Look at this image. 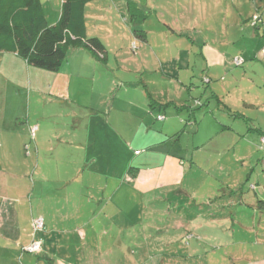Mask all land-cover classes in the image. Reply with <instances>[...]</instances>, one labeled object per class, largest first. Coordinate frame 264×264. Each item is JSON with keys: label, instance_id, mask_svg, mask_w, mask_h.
<instances>
[{"label": "rangeland", "instance_id": "obj_1", "mask_svg": "<svg viewBox=\"0 0 264 264\" xmlns=\"http://www.w3.org/2000/svg\"><path fill=\"white\" fill-rule=\"evenodd\" d=\"M149 4L147 8L152 13L145 21L147 42L132 36L131 22L127 16L121 18L115 7L114 13L102 16L106 19L101 23V33L107 44L111 67L107 93L109 101H114L111 122L107 125L108 111L97 112V95L91 102L84 100L72 104L69 98L49 96L43 89L40 93L29 90L28 82L36 76L29 74L27 69L13 66L12 74L4 71L0 74V127L27 128V119L40 127L33 136L28 130L11 139L10 144L16 145L15 149L21 146L18 155L14 154L12 159L27 157L33 165L28 172H25L27 164L17 166L19 171L25 172L26 178L14 180L22 191L30 193L34 205L40 187L44 188L47 199L66 190L75 193L82 183H71L66 188L67 184L56 179L57 170L62 171L65 166L66 170L72 169L74 161L92 156L94 152L97 157L99 141L91 139L79 146L74 130H89L94 138L100 133L98 129L105 125L118 130L122 116L130 123L138 122L136 116L141 113H144V119L150 118L149 125L159 128L168 120H177L176 125L180 128L176 142L189 143L187 162H190V155L194 159L180 186L189 194L186 196L179 192L180 188L173 186L169 189H174V198L171 197L169 202L160 198L143 203V213H139L141 205L134 196L127 200L114 198L113 206L119 209L120 205L124 211L121 216L116 215L108 234L95 231V242H113L115 236L122 242H134L138 232L147 223H152V213L168 207L170 222L178 223L181 219L194 222L189 227L174 228L170 235L174 246L167 251L178 254L166 257L165 264H264V206L258 207L256 202L258 198L264 200V148H260L254 132L246 133L243 118H249L248 123L264 130V0H151ZM256 17L259 19L254 26L253 18ZM245 48H256L249 54L251 59L242 51ZM234 58H241L242 63L236 65ZM250 62L254 66L244 73L242 68ZM208 65L213 66L209 73ZM50 78L40 77L39 82L43 85ZM212 88L218 91V101L211 98ZM244 100L251 101L255 107L246 109ZM153 102L163 105L159 108L155 104L151 108L149 103ZM206 102L208 104L204 106ZM184 104L194 109L197 125L192 117L187 121L189 108L183 107ZM157 113L165 119L156 120ZM234 113L243 116L234 117ZM2 117L5 119L3 126ZM174 127L175 124L170 129L173 131ZM90 142L95 147H90ZM244 142L253 145V150L245 149ZM4 144L0 135V159ZM249 153L252 159L241 158ZM36 159H39V166H36ZM13 168L2 166L0 161V180L3 182L0 193L3 195L19 191L5 189L10 176L3 171L12 173ZM84 179L83 187L86 176ZM97 201L94 199L89 205L90 210L97 206ZM65 214L68 216L64 221L59 220L62 211L54 215L58 216L53 219L58 230L52 237L63 236V242L64 238L70 242H84L77 237L74 239L72 230L67 231L66 237L60 231L62 227L71 229L75 225L77 217L72 211L66 209ZM137 217H142L143 224L135 232L139 226L135 221ZM130 222L135 223L134 227ZM157 231L158 228L148 230L147 235L162 234ZM138 240L147 246L146 238L138 236ZM190 242L192 252H186L182 248Z\"/></svg>", "mask_w": 264, "mask_h": 264}, {"label": "crops", "instance_id": "obj_2", "mask_svg": "<svg viewBox=\"0 0 264 264\" xmlns=\"http://www.w3.org/2000/svg\"><path fill=\"white\" fill-rule=\"evenodd\" d=\"M128 1L135 2L144 10L147 18L152 13L147 8L151 0H101L86 5V33L87 36L98 37L103 43L106 55L103 63L95 59L90 52L77 49L68 55L60 69L53 72L51 76L41 72L43 71L42 69L38 70L39 68L28 65L23 58L15 53L0 51V74H3V71L8 75L12 74L11 69L13 66L27 69L29 74L34 73L36 76L33 81L29 80V90L31 89L35 93L46 90L44 92L47 95L59 99L69 98L72 104H80L84 100L91 102V100H94V95H97L99 100L97 112L106 113L108 111L107 125L111 122L110 116L114 109V101H109L107 93L111 83L108 72L111 67L108 64L107 44L103 39V33H101V30H103L101 23L106 19L102 18V16L108 17L114 13L113 7H115L121 18L127 16L130 21L126 9ZM40 2L46 25L55 24L60 15L62 0H40ZM156 18L158 19V16ZM145 21L140 27L146 30ZM95 22L97 25H92ZM131 24L130 31L133 36V22ZM254 50L256 48L253 50L245 48L242 51L249 56V54L254 53ZM240 54L243 55V52H240ZM251 57L252 55L248 58L251 59ZM253 66V63H247L242 68L243 72L247 73L249 68ZM212 67L211 65L209 66L208 73L212 71ZM40 77L52 78H50L51 80L48 83H43L42 85L39 82ZM248 78L252 77L248 76ZM4 79L9 81L7 78ZM251 80L254 81V79ZM181 83L182 85L184 84L182 80ZM217 97L218 91L212 88L211 98H215L218 101ZM155 104L158 107L163 105L161 103ZM244 105L246 109L255 107L249 100H244ZM246 112L249 114L248 111ZM159 114L161 113H157V116ZM143 115L144 113H141L140 116H136L139 119L136 123H130L128 119L122 116L118 130L105 125V128L98 129L100 133L94 138L89 130H74L76 134L73 135L77 137L76 144L79 146L86 144L91 139L99 141V146L97 144V157L96 152H94L92 156L77 159L74 161L72 169L66 170L67 166H65L62 171L57 170L56 179L67 184L66 188L69 184L77 182H81L82 186L75 193H70L66 190L63 194L55 195V198L51 197L50 199H47L46 196L48 195H46L44 188L40 187L38 200L35 205L31 197H29L30 193L22 191L18 187L19 184L14 180L16 177H19V179L26 178L24 173L28 172L33 166L32 162H29L27 157L26 159L16 157V161L13 160L12 157L14 154L18 155L17 152L21 150V146L15 149L14 146L16 145L10 143L11 139L19 136V134L24 135L25 132L30 131L31 126L36 125H33L30 119H27V116V121H25L27 128L24 126L17 130V128L8 129L4 126L2 129L0 127V135L5 141L2 147L3 158L0 161H2V166L4 167H15L12 173L9 170L3 171V173H7L10 176L5 189L19 190L18 193L12 194L11 192L10 195L0 193V264H118L119 262L121 264H165L166 257L169 258L178 254L177 251H167V249L174 246L170 235L174 233L176 226L180 228L189 227L194 221L181 219L178 223L170 222L171 213L168 207L158 208L153 212L152 223H147L146 227L138 232V236H142L143 239L146 238V247L141 244L142 240H138L137 235L134 242H122L118 236L114 237L113 242H95L94 240L97 232L108 234L115 224L113 220L116 215L120 214L121 216L124 211L120 205L119 209L113 206L112 201L114 198L127 200L130 196H134L141 205L138 210L139 213H143V203L159 201L160 198L167 201L171 197L174 198L175 194L172 192L174 189L169 188L173 186L180 188L193 166V156L190 155V162H187L189 143L181 145L176 142L175 136L179 132L178 128H180V126L176 125L177 120H168L159 128L156 125H149L148 121L150 118L144 119ZM4 122L5 119L2 117V126ZM174 124L175 127L172 131L170 128ZM38 129L40 130V127H36V130ZM258 139V144H260V138L258 137ZM244 143L243 147L245 149L253 150V145L250 146L249 143ZM90 147H95V145L90 142ZM37 151L39 152L38 146ZM241 158H250V153ZM36 160V166H39V159ZM25 164H27L28 169L24 173L16 168ZM129 168H134L135 170L132 172ZM85 176L86 183L83 187L82 179ZM2 184L3 182L0 180V187L3 186ZM179 192L186 196L189 194L188 191L181 188ZM163 193L165 196H162ZM70 195L72 196L71 199H69ZM94 199L96 201L98 199L97 206L90 210L89 205L93 203ZM174 205H178V203ZM45 207L47 210H45ZM66 209L71 210L72 214L77 218L74 220L75 225L71 229L62 227L60 231L65 233L66 237L67 231L72 230L74 239L77 237L79 241L82 240L84 242H70L68 238H64L65 242H63V236L52 237V233L58 230V227L54 225V221L58 216L54 215L62 211L63 216L59 217V220L64 221L65 217L68 216V214H65ZM35 218L42 219V229L32 230ZM54 218L55 220H53ZM135 221L139 224L135 230L137 232L138 227L140 229L143 224L142 217H137ZM130 224L131 227H134L135 223L130 222ZM157 228V232H161V235L158 233H155L152 237H149V234L147 235L148 230L152 231ZM188 232L186 231V233ZM86 239H88V242ZM89 239L94 240V242L89 241ZM34 240L40 242L41 249L38 252L30 253L23 250L24 247ZM182 249L186 252H192L191 242L183 246Z\"/></svg>", "mask_w": 264, "mask_h": 264}, {"label": "trees", "instance_id": "obj_3", "mask_svg": "<svg viewBox=\"0 0 264 264\" xmlns=\"http://www.w3.org/2000/svg\"><path fill=\"white\" fill-rule=\"evenodd\" d=\"M94 1L101 0H62L57 22L53 25H46L40 0H0V51L15 53L28 65L51 72L58 71L68 55L77 49L90 52L99 61L104 60L106 55L103 43L98 37L87 36L86 33V5ZM126 9L134 25L133 37L140 42H146L147 32L140 27L147 19L146 12L133 1L126 3ZM258 19L259 17L253 19L254 26L257 25ZM149 104L151 108L155 107V103ZM207 104L208 102L204 106ZM188 108L187 121H190L192 117L194 125H197L194 109ZM233 116L242 117L235 113ZM243 118L246 133L254 132L260 138V148H264V130L252 126L248 123V118ZM164 119V115H156V120ZM129 169L132 172L135 170L134 168ZM251 188L254 189V185H251ZM258 199L257 206H264V200ZM42 228L43 221L39 229Z\"/></svg>", "mask_w": 264, "mask_h": 264}, {"label": "built area", "instance_id": "obj_4", "mask_svg": "<svg viewBox=\"0 0 264 264\" xmlns=\"http://www.w3.org/2000/svg\"><path fill=\"white\" fill-rule=\"evenodd\" d=\"M263 52H264V46H263ZM233 61L236 65H240L242 63L241 58H234ZM35 130H36V126H33L30 128V134L32 136L34 135ZM263 144H264V139H263ZM33 226L35 229L41 228L42 227V219L36 218L33 222ZM24 249L26 251H29V252H38L41 249L40 242L39 241H32L28 246L24 247Z\"/></svg>", "mask_w": 264, "mask_h": 264}]
</instances>
